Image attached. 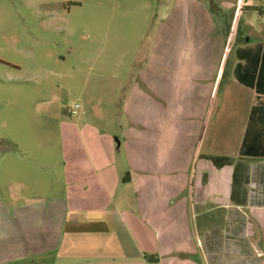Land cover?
<instances>
[{"label": "crops", "instance_id": "1", "mask_svg": "<svg viewBox=\"0 0 264 264\" xmlns=\"http://www.w3.org/2000/svg\"><path fill=\"white\" fill-rule=\"evenodd\" d=\"M256 14L262 19L264 9ZM257 34L232 41L216 32L196 47L206 57L191 60L194 69L181 75L200 83L191 91L198 97L191 100V121L146 126L130 114L127 128L105 131L77 122L72 126L88 155L68 156L57 172L45 165L41 183L33 169L4 172L0 264H229L228 229L217 230L218 238L213 227L199 235L190 222L197 207L205 214L239 207L241 199L264 211V29ZM224 80L220 97L222 85L214 81ZM136 90L146 100V85ZM210 98L219 102L221 117L234 107L242 132L231 150L232 139L204 122ZM208 156L232 162L217 168Z\"/></svg>", "mask_w": 264, "mask_h": 264}, {"label": "rangeland", "instance_id": "2", "mask_svg": "<svg viewBox=\"0 0 264 264\" xmlns=\"http://www.w3.org/2000/svg\"><path fill=\"white\" fill-rule=\"evenodd\" d=\"M262 5L264 0H0V185L4 172L28 169L41 183L45 165L57 172L68 156L88 155L74 123L105 131L127 128L130 114L146 126L191 121V100H198L191 91L200 83L181 75L194 69L191 60L206 57L196 47L216 32L232 41L260 36L264 17L249 8ZM224 82L214 81L222 85L220 97ZM142 85L146 100L136 93ZM212 101L204 122L232 139L231 150L242 132L232 119L234 107L221 117L219 102ZM16 160L24 161L19 168ZM239 201V207L205 214L197 207L190 227L199 235L213 227L216 238L228 229L229 264H264V211L249 199ZM259 206L264 209V200Z\"/></svg>", "mask_w": 264, "mask_h": 264}, {"label": "trees", "instance_id": "3", "mask_svg": "<svg viewBox=\"0 0 264 264\" xmlns=\"http://www.w3.org/2000/svg\"><path fill=\"white\" fill-rule=\"evenodd\" d=\"M264 5L260 7H253V10L263 13ZM217 168H222L223 166L229 165L232 162V159L229 156H208Z\"/></svg>", "mask_w": 264, "mask_h": 264}, {"label": "built area", "instance_id": "4", "mask_svg": "<svg viewBox=\"0 0 264 264\" xmlns=\"http://www.w3.org/2000/svg\"><path fill=\"white\" fill-rule=\"evenodd\" d=\"M78 108H79V105H75V106H73V107L71 108V110H70V113H71L72 115L77 114V112H78Z\"/></svg>", "mask_w": 264, "mask_h": 264}]
</instances>
